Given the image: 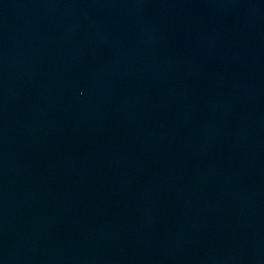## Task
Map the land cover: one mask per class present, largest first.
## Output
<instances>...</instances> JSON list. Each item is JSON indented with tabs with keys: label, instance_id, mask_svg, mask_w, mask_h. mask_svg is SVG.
I'll use <instances>...</instances> for the list:
<instances>
[{
	"label": "water",
	"instance_id": "1",
	"mask_svg": "<svg viewBox=\"0 0 264 264\" xmlns=\"http://www.w3.org/2000/svg\"><path fill=\"white\" fill-rule=\"evenodd\" d=\"M0 264H264V0H0Z\"/></svg>",
	"mask_w": 264,
	"mask_h": 264
}]
</instances>
